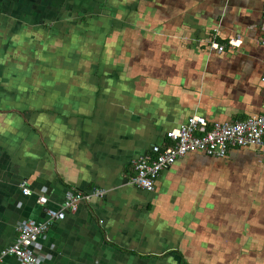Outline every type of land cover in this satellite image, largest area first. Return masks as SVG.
<instances>
[{
	"label": "crops",
	"instance_id": "1",
	"mask_svg": "<svg viewBox=\"0 0 264 264\" xmlns=\"http://www.w3.org/2000/svg\"><path fill=\"white\" fill-rule=\"evenodd\" d=\"M263 39L264 0H0V252L99 187L38 264H264V146L190 152L152 192L127 182L194 114H264Z\"/></svg>",
	"mask_w": 264,
	"mask_h": 264
},
{
	"label": "built area",
	"instance_id": "2",
	"mask_svg": "<svg viewBox=\"0 0 264 264\" xmlns=\"http://www.w3.org/2000/svg\"><path fill=\"white\" fill-rule=\"evenodd\" d=\"M239 39L230 40L228 45L237 46ZM264 44V39H263ZM227 44L215 40L213 49L223 51ZM264 82V74L262 76ZM264 146V114L252 115L244 119L232 121L209 122L204 115L194 114L182 124L166 131L162 141L155 143L149 153L137 158L134 174L127 181L148 192L155 190L160 173L173 166L178 159L190 152L201 151L211 157L223 158L232 147ZM23 192L31 195L32 190L25 185ZM107 188L91 190H72L67 193L64 202L57 208L48 210L49 219L38 222L29 219L18 226L17 240L0 252V264H8L9 256L17 258L22 264H38L45 261L46 256L35 249L41 235L46 233L54 222L66 218L67 212H76L83 202H90L95 197H105ZM40 203H47L44 195L38 198Z\"/></svg>",
	"mask_w": 264,
	"mask_h": 264
}]
</instances>
